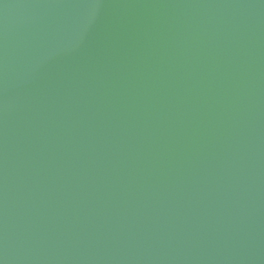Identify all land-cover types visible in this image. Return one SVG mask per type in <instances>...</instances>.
Returning <instances> with one entry per match:
<instances>
[{
  "label": "water",
  "instance_id": "obj_1",
  "mask_svg": "<svg viewBox=\"0 0 264 264\" xmlns=\"http://www.w3.org/2000/svg\"><path fill=\"white\" fill-rule=\"evenodd\" d=\"M0 264H264V0H0Z\"/></svg>",
  "mask_w": 264,
  "mask_h": 264
}]
</instances>
